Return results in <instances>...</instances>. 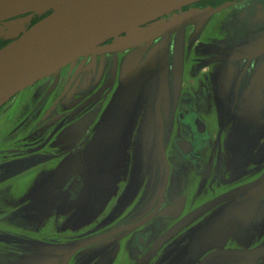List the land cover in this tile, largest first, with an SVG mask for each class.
I'll use <instances>...</instances> for the list:
<instances>
[{
  "label": "flooded vegetation",
  "instance_id": "obj_1",
  "mask_svg": "<svg viewBox=\"0 0 264 264\" xmlns=\"http://www.w3.org/2000/svg\"><path fill=\"white\" fill-rule=\"evenodd\" d=\"M209 8L167 38L110 39L0 107V264H264V0L162 20ZM139 72L128 140L90 151Z\"/></svg>",
  "mask_w": 264,
  "mask_h": 264
},
{
  "label": "water",
  "instance_id": "obj_2",
  "mask_svg": "<svg viewBox=\"0 0 264 264\" xmlns=\"http://www.w3.org/2000/svg\"><path fill=\"white\" fill-rule=\"evenodd\" d=\"M198 1L201 0H0V38L7 42L0 48V107L18 92L57 74L110 39L128 46L156 36L167 38L169 31L198 22L220 9L192 11L171 21L162 20ZM28 13L44 17L30 24ZM146 25L150 26L144 28ZM139 56L128 60L126 71L130 76L138 69ZM143 77L139 72L120 86L90 151L101 152L109 143L128 140L136 110L125 103L122 95L132 91L133 95L144 96L148 82Z\"/></svg>",
  "mask_w": 264,
  "mask_h": 264
},
{
  "label": "trees",
  "instance_id": "obj_3",
  "mask_svg": "<svg viewBox=\"0 0 264 264\" xmlns=\"http://www.w3.org/2000/svg\"><path fill=\"white\" fill-rule=\"evenodd\" d=\"M6 44V42L4 41V42H0V48L2 47V46H4Z\"/></svg>",
  "mask_w": 264,
  "mask_h": 264
},
{
  "label": "rangeland",
  "instance_id": "obj_4",
  "mask_svg": "<svg viewBox=\"0 0 264 264\" xmlns=\"http://www.w3.org/2000/svg\"><path fill=\"white\" fill-rule=\"evenodd\" d=\"M2 40H1V38H0V42H1ZM3 42V41H2Z\"/></svg>",
  "mask_w": 264,
  "mask_h": 264
}]
</instances>
